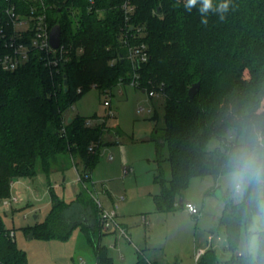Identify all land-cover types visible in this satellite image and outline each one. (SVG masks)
<instances>
[{
  "label": "trees",
  "instance_id": "trees-1",
  "mask_svg": "<svg viewBox=\"0 0 264 264\" xmlns=\"http://www.w3.org/2000/svg\"><path fill=\"white\" fill-rule=\"evenodd\" d=\"M123 1L48 0L51 26L59 24L62 42L73 43L70 60L53 67L35 53L17 69H0V199L9 195L16 177L49 174L64 157L81 161L83 187L76 198L66 201L51 191L49 214L29 231L45 239H68L78 228L96 264H113L100 242V208L85 185L102 144L103 126L88 125V118L79 114L71 121L64 115L88 89L111 88L121 78L129 82L137 71L143 91L161 90L164 125L154 138V179L160 186L154 201L160 212L181 207V200L184 204V192L195 176H212L214 193L228 172L230 153L250 134L264 137V0H231L225 19L210 13L207 25L201 24L197 9L184 10V0H131L136 6L131 25L142 28L150 55L135 67L119 39L125 24ZM220 2L213 0L214 5ZM5 7L7 2L0 0L1 18ZM198 81L199 90L190 97L188 90ZM159 117L155 108L153 118ZM222 198L219 222L232 251L227 263L264 264V230L258 233L255 258L237 252L242 237L251 236L259 213L253 188L238 200L229 193ZM4 228L0 214V264H26V253L5 237ZM143 261L140 252L138 263ZM197 264L220 263L216 251L208 248Z\"/></svg>",
  "mask_w": 264,
  "mask_h": 264
},
{
  "label": "rangeland",
  "instance_id": "rangeland-1",
  "mask_svg": "<svg viewBox=\"0 0 264 264\" xmlns=\"http://www.w3.org/2000/svg\"><path fill=\"white\" fill-rule=\"evenodd\" d=\"M110 91V106L104 104L103 89L92 87L64 115L69 118L79 114L92 119V125L103 126L102 144L91 178L85 184L105 208L116 210L117 223L127 227L126 230L120 224L117 232L102 236L113 263L137 264V251L148 246L155 250L156 260H164L162 264H197V250L208 248L216 251L220 264H228L232 251L227 248L228 239L219 222L218 211L225 203L224 194L229 193L235 200L241 195L233 189L228 172L221 175L214 193L210 192L215 185L212 176L191 178L183 197L199 205L195 204L199 215L180 206L167 212L157 211L153 195L160 186L154 181L157 171L154 138H157L158 129L160 134L163 130L164 99L150 97L148 92L129 82L117 83ZM155 108L160 112L158 119L153 118ZM110 109L113 114H109ZM164 166L168 172L167 165ZM82 169L81 161L64 157L61 166H56L49 174L40 172L33 178H14L9 195L0 199L4 222L7 228L15 229V244L26 253V264H75L82 258L87 264H94L92 247L78 228L68 239H45L34 234L29 237L33 232L29 228L43 222L49 214L51 191L66 201L76 198L83 187L79 176ZM15 195L21 197L18 204L7 206L3 203L5 198ZM115 227L112 225L110 230ZM210 234H214L211 241ZM253 247L256 254L258 241H253L251 234L248 239L242 237L237 252L252 253ZM152 258L146 251V264H160L152 262Z\"/></svg>",
  "mask_w": 264,
  "mask_h": 264
},
{
  "label": "built area",
  "instance_id": "built-area-1",
  "mask_svg": "<svg viewBox=\"0 0 264 264\" xmlns=\"http://www.w3.org/2000/svg\"><path fill=\"white\" fill-rule=\"evenodd\" d=\"M7 7L4 9V15L0 17V69L14 70L28 61L35 53L39 54L48 66L58 67L70 60L74 46L71 42H62L57 47L51 44V26L49 22V11L52 5L48 0H5ZM94 3V2H92ZM125 24L121 27L119 34L120 42L126 48V58L135 67L141 62L149 59V48L147 43L142 40L143 31L139 26L131 25L132 16L136 10L135 4L131 0H124L121 4ZM5 17V19H3ZM133 40H139L133 42ZM82 47L78 51H82ZM114 61H111L113 64ZM121 78L119 83H123ZM129 83L140 88V77L137 71H134ZM111 88L103 89L105 93L104 104L110 106ZM150 97L162 96L161 90L153 88L148 91ZM149 111H152L150 109ZM109 114H113L112 109ZM87 124L92 125V119H87ZM90 149H93L92 146ZM80 180H81V175ZM95 197V196H94ZM96 203L100 208V218L104 229H109L112 225L119 226L117 223V212L115 209H107L102 201L95 197ZM20 202V196L5 198L3 203L7 206H13ZM193 215H199V208L190 201L183 204ZM1 214V211H0ZM2 215V214H1ZM3 234L12 241H16V231L14 228H7L5 224ZM124 233V232H123ZM0 231V235H1ZM213 238L210 235L209 239ZM204 249L196 252V261L203 255Z\"/></svg>",
  "mask_w": 264,
  "mask_h": 264
},
{
  "label": "clouds",
  "instance_id": "clouds-1",
  "mask_svg": "<svg viewBox=\"0 0 264 264\" xmlns=\"http://www.w3.org/2000/svg\"><path fill=\"white\" fill-rule=\"evenodd\" d=\"M230 2L231 0H221L214 5L213 0H184L183 7L188 13L197 9L201 16V24L207 25L210 13L219 14L220 20H224V14L229 11ZM174 6L178 7L179 2ZM227 167L228 177L236 192L242 193L249 186L254 190L259 215L254 220L250 232L253 241H258V233L264 230V137L258 133L250 134L242 146L230 153ZM251 252L255 258V247L251 249Z\"/></svg>",
  "mask_w": 264,
  "mask_h": 264
},
{
  "label": "crops",
  "instance_id": "crops-1",
  "mask_svg": "<svg viewBox=\"0 0 264 264\" xmlns=\"http://www.w3.org/2000/svg\"><path fill=\"white\" fill-rule=\"evenodd\" d=\"M106 143V142H105ZM155 145H156V143H155ZM156 162V161H155ZM157 164V163H156ZM154 175H155V173H154ZM205 178V177H204ZM154 181H155V179H154ZM81 185H82V183H81ZM86 185V184H85ZM88 187V186H87ZM82 188V187H81ZM81 188L79 189V191L81 190ZM159 191H160V188H159V190L155 193V194H157V193H159ZM79 193V192H78ZM154 194V195H155ZM154 195H153V199H154ZM20 196V195H19ZM20 201H21V197H20ZM187 201H190V202H193L194 204H196L197 206H199L197 203H195L194 201H192V200H184V203L185 202H187ZM155 202V201H154ZM181 208H184V206L183 207H181ZM223 208H224V205H222L221 206V208H220V211H218L219 212V215H221L222 214V211H223ZM119 224V223H118ZM121 224V223H120ZM120 224H119V226H120ZM121 226H123L126 230H127V227L126 226H124V224L122 225L121 224ZM111 228V227H110ZM110 228L109 229H104L103 228V235H105V234H107V233H115V232H117L118 231V229H117V226L115 227V228H113V229H111L110 230ZM124 235H126V236H128L129 234H128V232H126V233H123ZM102 235V236H103ZM210 235H213V238H214V234H210ZM209 235V236H210ZM102 236H101V238H100V242H101V244H103L102 243ZM213 238L211 239V240H213ZM103 245H105L106 247H107V249H108V246L106 245V244H103ZM146 251L147 252H150V254H151V256H153V258H152V262H156V263H160V264H162L161 262L162 261H164V260H162L161 262L160 261H158V260H156V258H155V250L154 249H152V248H150V247H148V246H146V247H144V248H141L139 251H137V256H138V261H139V253L141 252L142 254H143V256H144V261L143 262H141V263H138L137 262V264H146V260H145V258H146ZM198 251V250H197ZM108 254H109V252H108ZM109 256H110V254H109ZM111 257V256H110ZM112 258V257H111ZM95 259V258H94ZM75 264H87V261H85V260H83V258L80 260V263H75ZM94 264H96V260H94ZM114 264V263H113ZM164 264V263H163Z\"/></svg>",
  "mask_w": 264,
  "mask_h": 264
},
{
  "label": "water",
  "instance_id": "water-1",
  "mask_svg": "<svg viewBox=\"0 0 264 264\" xmlns=\"http://www.w3.org/2000/svg\"><path fill=\"white\" fill-rule=\"evenodd\" d=\"M51 44L53 47H57L60 44V38H61V26L59 24H55L51 29ZM65 85H67V79L64 81ZM200 87V82H196L191 85V87L188 90V95L190 97H194L196 93L198 92ZM72 117L68 118V121H71ZM181 207H183V203L181 200ZM37 217V215H35ZM29 237H33V232L30 233Z\"/></svg>",
  "mask_w": 264,
  "mask_h": 264
}]
</instances>
